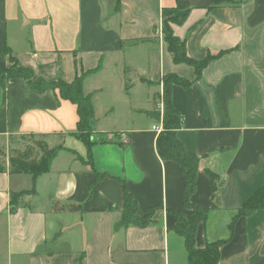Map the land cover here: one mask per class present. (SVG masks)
<instances>
[{
	"label": "crops",
	"instance_id": "crops-1",
	"mask_svg": "<svg viewBox=\"0 0 264 264\" xmlns=\"http://www.w3.org/2000/svg\"><path fill=\"white\" fill-rule=\"evenodd\" d=\"M213 1L0 0V69L9 51L35 81L70 83L87 73L83 93L94 112L88 153L73 135L74 105L51 91L32 93L23 80L0 88V139L33 135L48 150L62 148L34 181L10 175L7 164L0 173V264H188L170 230L172 211L187 215L184 176L157 154L162 106L153 103L163 76L195 79L164 42L165 16L184 15L177 3L190 10L172 34L189 59L212 58L190 87L171 89L172 129L199 159L191 201L208 211L195 247L223 241L217 264H264V210L228 230L264 182V0L211 8ZM32 187L10 213V195ZM124 189L136 216L150 217L147 227L115 228Z\"/></svg>",
	"mask_w": 264,
	"mask_h": 264
},
{
	"label": "trees",
	"instance_id": "trees-1",
	"mask_svg": "<svg viewBox=\"0 0 264 264\" xmlns=\"http://www.w3.org/2000/svg\"><path fill=\"white\" fill-rule=\"evenodd\" d=\"M222 1L223 0H214L211 8L218 6ZM176 9L183 10L184 15L181 18H177L172 14H167L165 16L164 42L168 52L172 55L173 63L190 66L194 70L195 79L193 81H188L173 74L165 75L161 78V101L163 105L162 130L157 136L155 146L160 159L165 162H174L178 164L184 176L183 207L185 211H187V215L184 216L180 212L172 211L171 213L175 218V223L170 230L183 240L188 264H217L219 261V249L223 245V241L208 243L202 249H197L195 247V233L197 227L205 222L208 211L200 208L191 201L196 191L199 159L194 154L187 152L176 138L175 132L172 129L176 113L171 105L172 87H190L193 82L200 79L203 69L212 58L207 56L201 61H194L186 56L184 42L172 34L170 26L181 24L190 9L187 5L182 6L179 3L176 4ZM1 54L8 57L9 66L5 70L0 69V88L4 89L7 82L10 80H23L32 93L43 94L44 92L51 91L56 93L60 100L67 101L74 105L78 121L73 135L85 145L89 153L94 144L91 139L94 112L91 97L83 93V81L87 73L78 72L74 80L70 83L60 80L54 82H47L45 80L35 81L33 71L19 66L17 60L11 56L9 51H4ZM156 119L158 120L159 117L156 116ZM25 136L32 145H25L23 150L14 149L6 158H4L5 155L0 152V158H3V161L0 163V173L5 171L7 164L8 173L10 175H29L34 181L38 176L47 174L50 171L53 159L62 148L57 147L48 150L45 143L34 141L33 135ZM101 178L102 175L95 174V181ZM213 179L214 178L211 176V182ZM212 187L214 196L216 187L214 184ZM33 193V187L28 193H12L10 195L9 212L13 213L15 211L16 202L20 197ZM259 210H264V182L262 186L235 211L228 225L229 233L232 234L235 222L238 219L249 217ZM150 224L151 219L149 216L143 221L136 216L135 202L126 189H124L122 194V213L115 228H126L129 226L145 228Z\"/></svg>",
	"mask_w": 264,
	"mask_h": 264
},
{
	"label": "rangeland",
	"instance_id": "rangeland-1",
	"mask_svg": "<svg viewBox=\"0 0 264 264\" xmlns=\"http://www.w3.org/2000/svg\"><path fill=\"white\" fill-rule=\"evenodd\" d=\"M153 103L155 105L157 104V108H158V105L162 104L161 96H159L157 99L153 98ZM161 106H162V115H161V117L159 119L160 123H162V118H163V105H161ZM151 123H155L154 119H152V118H151ZM34 141H40L42 143H45L43 141V139L38 138V137H34ZM27 144L28 145H32L31 142L29 143V140H28V138L25 135L8 137V138H1L0 139V152H2L5 155L4 158H6L10 154V152L12 150H14V149L23 150L24 146L27 145ZM2 161H3V158H0V163Z\"/></svg>",
	"mask_w": 264,
	"mask_h": 264
},
{
	"label": "built area",
	"instance_id": "built-area-1",
	"mask_svg": "<svg viewBox=\"0 0 264 264\" xmlns=\"http://www.w3.org/2000/svg\"><path fill=\"white\" fill-rule=\"evenodd\" d=\"M161 105H162V104H161ZM152 129H153L154 131H158V129H157L156 127H153Z\"/></svg>",
	"mask_w": 264,
	"mask_h": 264
}]
</instances>
